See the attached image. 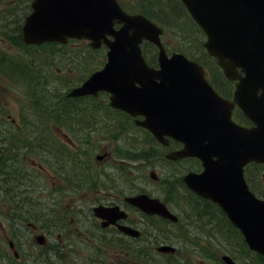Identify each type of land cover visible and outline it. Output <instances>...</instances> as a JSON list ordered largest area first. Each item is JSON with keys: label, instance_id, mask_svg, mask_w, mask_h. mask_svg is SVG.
Instances as JSON below:
<instances>
[{"label": "water", "instance_id": "water-1", "mask_svg": "<svg viewBox=\"0 0 264 264\" xmlns=\"http://www.w3.org/2000/svg\"><path fill=\"white\" fill-rule=\"evenodd\" d=\"M181 1L205 32L208 53L226 77L237 79L233 102L212 89L197 62L179 52L168 56L160 42L161 28L140 13L125 12L117 0H32L22 25L23 40L65 42L76 37L89 39L92 47L104 43L103 67L68 95L105 90L111 106L142 115L135 122L157 139L163 142L168 135L183 142L168 157L195 155L203 165L201 173L185 175V182L215 200L249 247L264 254V200L253 196L242 175L248 161L264 162V0ZM115 23L120 26L115 28ZM143 39L157 45V67L143 58ZM234 103L254 125L231 120ZM130 200L175 219L155 199L138 195ZM101 208L95 214L102 216ZM222 259L233 263L229 256Z\"/></svg>", "mask_w": 264, "mask_h": 264}, {"label": "flooded vegetation", "instance_id": "flooded-vegetation-1", "mask_svg": "<svg viewBox=\"0 0 264 264\" xmlns=\"http://www.w3.org/2000/svg\"><path fill=\"white\" fill-rule=\"evenodd\" d=\"M0 39L4 40L1 36ZM3 51H5V49H2L0 46V54ZM234 83L235 81L233 80L229 81L220 77V80L217 79L214 82L213 87L221 96L232 99ZM90 100V98H83L59 101L82 106V108H70L69 111L74 114L78 112L85 113L87 108L90 112L95 111L98 113V116L96 115L91 118L86 126L82 125L78 127L75 125H68L64 131L53 126L54 130H52V135L59 140L61 137V141L65 145H67V143L71 144L75 149L74 151L80 150L78 146L79 143L87 144L89 150L93 152L97 151L102 146L101 136L99 139H96V136L102 133L101 127L97 125L101 110L96 108V104L92 103ZM107 110L112 111L111 108H107ZM237 110L236 106L232 109L233 120L242 125L250 124H247L244 120H240L243 117ZM115 111L116 109H113V113ZM119 113L127 119L129 123L128 126L131 129L130 120L132 119L125 113ZM113 121L114 123L116 122L115 120ZM71 136L83 139L75 140V138ZM126 137L130 139L128 134H126ZM51 142L54 143L55 141L52 139ZM153 144L156 150H151L155 151L156 155L147 162L146 166L148 167V171L146 175L142 173V175L136 176L135 169L138 171V165L136 164L145 161L144 159L136 161L134 151L130 147H126L129 146V144L121 146L120 148L116 145L108 150L99 152V154L102 155L101 158L97 159L95 157L96 160H100L98 163L90 164L87 162L72 161L70 156H67L68 162H53L49 168V170L52 168V172L51 174L48 173V179L50 177L51 180V187H49L51 195L47 197L54 202H67L66 215H69L71 218L68 219L66 215L63 216L58 211H55L51 214L52 216L48 220L47 225L41 222L34 223L33 220L32 222L26 221V226L28 228L27 232L29 231L31 233V241H23L25 231L22 227V213L11 215L8 221L6 218L7 215L10 216V214L8 210H5L4 214L6 218L3 217V221L5 225L8 224V232L6 230L4 231V243L0 244V248L2 249V247H5L4 252L7 256L17 260L19 264H23V262L32 261L33 257H39L44 254L45 251L47 255L50 251H56L59 248V243L62 241V238L71 232L77 231L78 234H82L83 236H87L88 233L91 237H94L97 244L102 241L112 246V248H117L118 251L124 252L127 259L124 264H152V262H128L131 257L134 258V248L139 246L135 239L146 232V229L142 228L145 224L142 221H138V219L146 220V218H148L147 216H150L157 220L161 219L163 222H166V220L154 214L147 216L143 215L144 213L136 206L129 203L126 198L139 193H146L150 197H158L165 202L171 211L175 212V208L165 200L169 201L175 190L181 193L182 175L179 171L174 176L172 169L174 167L178 170L184 169L183 173L190 170L200 171L202 169L200 160L195 157L187 156L171 160L167 156L170 151L182 148L181 142L168 137L165 144L159 143L158 141H153ZM164 163H170L173 167H164ZM263 169L264 164L259 163H249L244 167V178L248 182L250 188L260 195H264ZM165 189L167 192H164ZM5 191L7 190L5 189L4 193L0 192V202L3 204L2 206L10 207L11 205H9V202L16 203V201L20 200L21 195L18 193L12 195L10 193L11 188L8 190L9 193ZM6 202L8 203L7 205L4 204ZM77 203H81L82 205ZM97 205L116 207L113 213L105 215L104 218H100L96 217L93 212V208ZM15 208L17 209L16 205ZM213 214L214 212L210 211L207 215L208 228L211 229H213V221H211L210 218ZM179 215L182 219H184V217H189V215L183 211H180ZM68 222L73 224L79 223L80 226L83 225L82 229L76 227V229L73 230ZM86 223L90 228L84 230L86 228ZM120 226L129 228L130 231L136 227L140 231V235L136 238L131 234L132 232L128 233V231H124ZM181 226H185V220L182 221ZM52 234H56V240L55 238L53 241L49 239V236ZM104 235H107V237L104 238ZM37 236H41V243L36 241ZM182 238L185 237L183 236ZM9 239L12 240L13 246L9 244ZM32 246L38 247L35 250H31ZM152 246L156 249L158 246L157 241H152ZM43 248L46 250L42 251ZM14 251H16L17 254ZM42 259H46V255ZM90 259L91 261L95 260L94 262H101L96 258ZM50 261L47 264H51ZM64 263L77 264L78 262ZM158 263L166 264L167 262Z\"/></svg>", "mask_w": 264, "mask_h": 264}, {"label": "rangeland", "instance_id": "rangeland-1", "mask_svg": "<svg viewBox=\"0 0 264 264\" xmlns=\"http://www.w3.org/2000/svg\"><path fill=\"white\" fill-rule=\"evenodd\" d=\"M15 0H0V29L5 28L6 32L11 35H15V31L18 32V27L19 23L23 21V9L25 5L28 3L25 1H22L21 4H16L14 6ZM122 3H135V0H120ZM10 6V7H7ZM7 7V8H6ZM23 9V10H22ZM14 30V31H12ZM168 42L170 44L174 43V39L168 38ZM88 41H70L69 44L66 46L59 48L58 46L54 48H58L59 54H63L67 57H63V59H58L56 57H53L51 59L50 66L54 72V75L56 76L55 81L53 84L50 86L51 89L58 95H61L65 91H67L68 88H70V82H73L72 80L78 79L80 74L84 72L85 70L83 68H80L77 65H80L84 67L85 63L87 60L84 58L79 59L81 56H86L87 54H83L84 52H87V47H88ZM0 46L2 49H5V53H12L13 48L9 45L7 42V39L3 40L0 39ZM25 49L21 50V53H25ZM34 54L37 52L32 49ZM47 51V50H46ZM15 52V51H14ZM50 55L49 52H39L38 56L39 57H46ZM5 83V86H2L0 83V115L2 117L11 115L12 117H16L17 119L19 118V114L21 111L24 110V105H23V99H25L27 96L24 94L23 87L21 85L19 86H13L11 84L8 85L6 81L0 79V82ZM8 82V81H7ZM8 87V88H7ZM6 91H5V90ZM5 94V97H4ZM100 103H102V100L100 98H97ZM4 112V113H3ZM102 115L104 113H107L111 115L112 113L109 112L108 110L103 111L99 114ZM104 116L109 119L110 116H107L104 114ZM1 129L3 128L2 123ZM8 126L7 123H4V128ZM113 130L117 129V124L114 123L111 125ZM144 134V133H143ZM129 135V134H128ZM101 136V144L102 146L89 156H86L85 154L83 155H78L74 153V147L67 143V145L63 144V142L59 140H55L53 143V147L48 153L49 156H51L54 160L62 161V162H67L64 160L65 157L69 156L70 153L74 157H76L77 160H80L82 163L87 162V163H98L100 160H96L95 154L99 152H103L105 150H108L109 148H112L116 145L120 146H126L129 143L132 144L133 142V137H130V139H127L126 133H123V136L117 135V139H113L111 136H107L106 132H103L101 134H98L96 136V139H99ZM62 138L60 137V140ZM3 145L6 144V141H2ZM143 146H145L144 143H142ZM69 146V147H68ZM106 146V147H105ZM2 151V149H0ZM3 151L7 152V148L3 147ZM25 152H30L26 150ZM115 157L114 155H112ZM112 156H109L110 158H113ZM43 155H40L39 153H36L34 155L30 154H23L22 151L20 150H10L9 153L6 154V163H9V165L5 166L4 168L1 166V169H3V173L6 175V178L8 181H13L16 184H26L31 181H23L31 177L33 179V183L37 186L35 189V186L33 183L27 186H23L22 189L24 190L27 188L30 190L27 194L34 195L36 194L38 197L36 198H31V199H43L41 202H36V201H28L27 199L30 197L23 198L21 202L24 204L25 208L24 210H27V212H31V210H34L33 208H38L40 210L46 211L48 208V205L50 208H52L54 211H58L61 215H66L67 210L66 207L68 205L67 202H58V201H53L49 199V187H51V180L50 177L48 179V173L51 174L52 168L49 170L51 163H49V166L45 167L46 164L42 165L41 162L39 161L42 159ZM118 159H121L117 157ZM114 160V159H113ZM147 162H140L136 165H138V171L135 169V174L136 176L142 175L147 173L148 167L146 166ZM169 166L170 168L173 167L172 164L164 163V167ZM50 171V172H49ZM262 173H264V169L262 170ZM4 183L2 180H0V190L2 189V186ZM139 184V182H138ZM178 188V187H177ZM172 199L174 203L177 205L175 206L172 203V207L175 208V211L179 207L185 208V202L186 199L184 195L178 190H175ZM31 202V204H30ZM7 205V203H4ZM3 204H0V244L4 243V231L6 230L8 232L7 226L4 224L3 217L6 218L4 212L7 210V207L2 206ZM79 205H82L81 203ZM90 205V204H88ZM91 206V205H90ZM16 213H21V209H16ZM8 216V215H7ZM52 215L49 216V218L45 222H41L42 224L47 225L48 220L50 219ZM36 217V214H32V219ZM68 219L71 217L69 215H66ZM38 218V215H37ZM7 219V218H6ZM30 220L27 216L22 218V227L24 228V236H23V241H29L31 238V233L28 231L27 232V226H26V221ZM216 221V219L214 218ZM34 221V220H33ZM138 221H142L145 225L142 226V228L146 229L145 234L138 238L135 239L136 243L139 244L140 247H137L136 249L134 248V258L131 257V259L128 260V262H143V259L145 258L143 251H151L154 253V248L152 247V241L155 238H158L161 234L160 232L163 231L166 233V236H170L171 240L174 241V245L176 246L181 242L180 238L176 236V231L178 228L176 226H171L170 224H167L163 222L162 220H157L155 218L148 217L145 219H138ZM154 222V224L159 225L160 227H153L149 226V223ZM220 225L225 226V223L223 220H220L218 222ZM69 226L75 230L76 227L78 229H82V226L73 223H69ZM191 227L194 230H198L200 227L199 225L195 224L194 222L192 223ZM204 228L207 227V225L203 226ZM87 228H90L87 223H86V228L84 230H87ZM88 236V237H87ZM87 236H83L82 234H78L77 231L71 232L67 234L64 238H62V241L59 243V248L56 251H50L46 257V259H42L41 257H33V260L30 262H26L27 264H47L49 261L51 264H66L64 262H78L77 264H124V262L127 261L126 255L124 252L118 251L117 248H112V246H109L105 244L104 242H99L98 244L95 242L94 237H91L88 233ZM221 233H215L214 234V240H211L213 244H218L219 247H222V245L226 242L229 243L230 245L233 244V241L230 239H223L221 238ZM56 237V234H52L49 236V239L53 241V239ZM107 237V235H104V238ZM56 240V238H55ZM31 241V240H30ZM206 245V243L204 242ZM204 245V246H205ZM38 246L34 247L32 246L31 250L37 249ZM197 250L199 252V256L202 258L206 257V247L200 248L199 245L196 244ZM3 249V250H2ZM0 248V264H7V262H14V264H19V262L15 261L11 257L7 256V254L4 252L5 247ZM30 249V248H29ZM46 250L45 248L42 249ZM228 253L232 254L231 256H235L237 260V264H240V260L242 262H248V258H246L244 255L240 258V250L239 248L233 249L229 248L227 249ZM136 253L140 254L141 257H138ZM220 254V253H219ZM218 254V255H219ZM90 258H96L99 259L101 262H94L95 260L91 261ZM179 261L178 262H191L187 260L184 256H178ZM198 259V258H197ZM149 260V259H148ZM62 261V262H60ZM156 261V262H153ZM149 262H152V264H159L158 262H166V260L162 259H155L150 257ZM196 262H203L200 259L196 260ZM207 262V259L206 261ZM208 262H213V261H208ZM216 262V261H215ZM253 262H257L256 259L253 260ZM70 264V263H67ZM194 264V263H193Z\"/></svg>", "mask_w": 264, "mask_h": 264}, {"label": "trees", "instance_id": "trees-1", "mask_svg": "<svg viewBox=\"0 0 264 264\" xmlns=\"http://www.w3.org/2000/svg\"><path fill=\"white\" fill-rule=\"evenodd\" d=\"M131 9L140 12L149 18L156 21L164 28V35H166V41H164L167 50H178L183 52L189 58L200 62L210 75H214L219 80L221 71L218 70L214 58H210L204 51L201 42L204 37L201 29L192 20L184 6L179 0H135V3H131L129 6ZM25 8V7H24ZM14 31V30H12ZM10 34V33H9ZM168 38L174 39V43L170 44ZM26 52H18L16 54L6 53L2 57L4 59L5 75L8 82L14 86L21 85L24 90V94L27 96L23 99L24 110L21 111V117H24L17 124H12L8 119L2 122L3 128L0 125V170L1 166L4 168L9 163H6V154L10 150H15L21 147L23 154L34 155L39 153L45 156L49 151V144L47 142L50 128V113L51 107H57L62 109L60 112H56L53 121L58 125H64L65 123L78 124L81 120L80 115L72 116V114L66 109L75 107L72 105H57L53 103L54 99L63 98L62 95H57L50 86L56 79L54 72L50 66V61L53 57L62 59L61 54L58 52V46L62 48L64 45L56 44L55 42H45L38 45H22L21 42H15ZM35 50L37 53L34 54L32 51ZM142 54L146 61L151 64H156V47L149 42H143ZM47 50V51H46ZM49 52L50 55L46 57H39V52ZM84 52V51H83ZM86 56H81L79 59L84 58L87 60L83 68L85 71L79 76V80L85 78L92 70L98 68L102 61L105 59L104 48L92 49L87 47ZM203 60V61H202ZM4 123L8 126L4 128ZM2 141H6V144H1ZM3 147L7 148V152L3 151ZM26 150L30 152H25ZM0 179L8 184L13 185L15 182L8 181L5 174H0ZM31 204V202H30ZM23 208H25L24 204ZM49 207V205H48ZM22 211L24 214L27 210ZM33 213H37L40 209L33 208ZM37 210V211H35ZM229 232L226 231L225 236L228 239L236 240L237 237L240 239V256H243L241 249L243 250L244 245L241 246V236L239 231L228 222ZM220 227L223 228L222 225ZM237 236V237H236ZM245 253L249 255V250L245 249ZM257 256L258 262H247L246 264H264V257L253 253L251 256Z\"/></svg>", "mask_w": 264, "mask_h": 264}, {"label": "bare ground", "instance_id": "bare-ground-1", "mask_svg": "<svg viewBox=\"0 0 264 264\" xmlns=\"http://www.w3.org/2000/svg\"><path fill=\"white\" fill-rule=\"evenodd\" d=\"M22 204H23V203H21L20 201H18V202L16 203V207H17V209H22V208H23V205H22ZM53 212H55V211H54L52 208H50V206L47 208L46 211H43V210H39V211H37V215H38V219H39V221H41V222H45ZM149 226H152V228H153V227H155V228H156V227H160L159 225L154 224V222L149 223ZM178 231H179L182 235H186V234L189 232V228H188L187 226H180V227L178 228ZM160 233H161V234H166V233L163 232V231H161Z\"/></svg>", "mask_w": 264, "mask_h": 264}]
</instances>
